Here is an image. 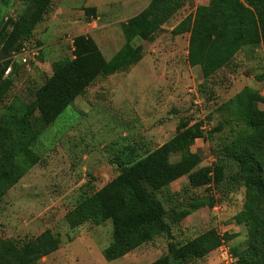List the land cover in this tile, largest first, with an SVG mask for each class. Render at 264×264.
<instances>
[{
  "label": "rangeland",
  "instance_id": "obj_1",
  "mask_svg": "<svg viewBox=\"0 0 264 264\" xmlns=\"http://www.w3.org/2000/svg\"><path fill=\"white\" fill-rule=\"evenodd\" d=\"M60 1L52 0L32 34L42 45L39 54H24L25 62L13 63L0 89V163L5 164L0 169V242L23 243L48 229L58 239L57 249L36 264H151L167 253L169 242L181 244L214 229L238 259L253 229L242 216L249 191L238 179L237 159L222 155L232 146L237 155L251 154L250 164L259 161L264 167L261 35L240 45L225 66L203 78L200 66L187 59L190 33L175 31L192 25L199 5L179 0L168 19H156V29L135 39L141 58L132 67L92 81L49 120L48 107L33 102L34 91L51 73L54 58L71 56L73 37L88 34L107 18L87 8L90 0H67L62 7L76 14V22L57 16L58 21L48 23ZM29 5L30 0H0V16L6 20L26 13ZM111 37L120 48L124 39L119 43L110 31ZM97 41L106 58L115 53L107 52L105 37ZM188 129L196 133L189 152L169 158L187 170L155 195L169 210L174 206L183 212L194 200L201 205L184 211L167 232L133 227L134 210L109 187L121 161L136 159ZM217 161L225 165L223 179L192 187L190 176ZM100 189L113 202L112 216L98 224L70 226L66 213ZM253 203L264 240V198ZM187 264H218L215 250Z\"/></svg>",
  "mask_w": 264,
  "mask_h": 264
},
{
  "label": "trees",
  "instance_id": "obj_2",
  "mask_svg": "<svg viewBox=\"0 0 264 264\" xmlns=\"http://www.w3.org/2000/svg\"><path fill=\"white\" fill-rule=\"evenodd\" d=\"M208 1L207 5L198 6L189 28L181 25L175 29L177 34L184 31L190 33L187 59L191 66H200L203 78H208L225 66L240 45L258 41L260 35L264 42V0ZM51 4L52 0H30L28 12L7 17L6 20L0 16V89L5 77L12 72L11 69L8 75H4L6 67L10 65L12 68L15 62L22 63L19 59L9 58L12 52L37 46L40 49L36 55L39 54L42 45L31 37ZM178 7L179 0H151L147 8L124 26L125 46L111 59L105 58L91 37H73L71 56L51 62V73L34 91L33 102L48 107L49 120L54 119L77 96L82 95L98 76H108L137 62L141 58V47L134 46L133 40L145 39L147 33L157 28L156 19H168ZM195 134L192 129H188L136 159L121 161V170L109 187L124 197L125 203L134 210L133 227L148 226L153 234L167 232L172 223L181 219L184 211L201 205V201L194 200L188 205L189 209L183 212L176 211L174 206L169 210L155 195L187 170L181 165L171 164L169 158L175 152L188 153ZM225 150L222 156L235 161L237 159L236 165L241 173L238 179L248 187V199L242 216L253 226L249 233L248 248L238 257L236 264H264V252H259L261 244H264L260 233L263 222H260L253 203L256 199L264 198V167L259 161L250 164L251 154L241 152L237 155L232 146L225 147ZM0 166L3 172L5 164L1 162ZM224 172L225 165L217 161L199 174L193 173L190 184L196 188L219 183ZM251 172H255L256 176L251 177ZM113 211L114 205L107 190L100 189L70 209L66 213V220L73 227L85 222L98 224L112 216ZM220 241L216 231L210 229L181 244L169 242L167 253L151 264H187L215 250ZM57 246L58 239L48 229L23 243L0 242V262L36 264L40 257L53 252Z\"/></svg>",
  "mask_w": 264,
  "mask_h": 264
},
{
  "label": "crops",
  "instance_id": "obj_3",
  "mask_svg": "<svg viewBox=\"0 0 264 264\" xmlns=\"http://www.w3.org/2000/svg\"><path fill=\"white\" fill-rule=\"evenodd\" d=\"M66 1L67 0H61L59 2V4L54 10L52 17L49 19V21H47L48 23L50 22L54 23V20L58 21L57 16L61 17V20L65 21L66 23L69 22L68 21L69 19H71L70 22L72 23L76 22L74 16L76 14L72 10L68 11L64 7H62V4ZM90 1L91 4L88 5L87 8L91 9L94 14L96 13V11L104 13L105 17L107 18L100 26L94 28L93 30H90L89 32H87L88 34L85 33V35L91 37L96 42L97 46L99 47L102 53L104 51L103 48L100 46L99 42L97 41V37H101V36L102 38L105 37L106 40L105 45L107 52L115 49V53L113 55H109L107 58L105 57L106 59H111L115 54L119 52V50L123 48V46H125L126 39L124 36V26L128 23V21L131 18L135 17L136 15L141 13L145 8H147L151 0H90ZM46 27L47 25H45V28ZM110 31L118 35L119 38L118 40H120L119 43H121L122 38L124 39V42L121 44L120 48L116 49L114 39L112 37L109 38ZM135 39L133 40L134 46H136L134 44ZM52 50H53L52 53H56L54 50H57V48H54ZM55 59L57 58H54L53 60ZM134 64L130 65L126 69L118 70L109 75H113L117 72L127 71ZM98 78H100V76H98L97 79Z\"/></svg>",
  "mask_w": 264,
  "mask_h": 264
},
{
  "label": "built area",
  "instance_id": "obj_4",
  "mask_svg": "<svg viewBox=\"0 0 264 264\" xmlns=\"http://www.w3.org/2000/svg\"><path fill=\"white\" fill-rule=\"evenodd\" d=\"M196 5H201L207 2L208 0H192ZM72 43H71V48H72ZM40 47H33V48H26L23 47L21 49V52H12L9 55L10 59H19L21 62H25V56L24 54H29L30 57H34L37 53ZM29 60V59H28ZM11 70V66L9 65L6 67L4 71V75H8ZM215 258L218 262V264H236L237 257L233 254L231 247L224 238H221V241L219 245L215 249Z\"/></svg>",
  "mask_w": 264,
  "mask_h": 264
}]
</instances>
